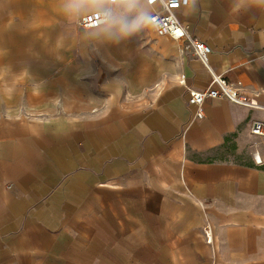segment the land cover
Wrapping results in <instances>:
<instances>
[{
    "label": "crops",
    "instance_id": "obj_1",
    "mask_svg": "<svg viewBox=\"0 0 264 264\" xmlns=\"http://www.w3.org/2000/svg\"><path fill=\"white\" fill-rule=\"evenodd\" d=\"M73 2L78 13L106 4ZM133 9L149 12L143 0ZM176 15L209 44L214 72L264 105V0H189ZM117 17L97 31L121 33ZM199 70L187 85L204 89L211 76L196 58L179 74ZM162 75L137 74L129 95ZM187 85L147 106L108 111L29 115L5 103L0 264H264V149L259 162L240 154L259 143L249 124L264 110L207 99L198 119Z\"/></svg>",
    "mask_w": 264,
    "mask_h": 264
},
{
    "label": "rangeland",
    "instance_id": "obj_2",
    "mask_svg": "<svg viewBox=\"0 0 264 264\" xmlns=\"http://www.w3.org/2000/svg\"><path fill=\"white\" fill-rule=\"evenodd\" d=\"M0 1L10 6L0 7V108L7 103L23 114L50 115L127 107L123 97L138 86L137 74H167L173 82L195 62L191 51L151 31L138 16L148 12L131 9L119 17L121 33L112 37L78 31L73 0ZM79 1L83 8L98 2ZM5 15L12 17L9 26ZM251 145L240 153L250 160L264 149V140Z\"/></svg>",
    "mask_w": 264,
    "mask_h": 264
},
{
    "label": "built area",
    "instance_id": "obj_3",
    "mask_svg": "<svg viewBox=\"0 0 264 264\" xmlns=\"http://www.w3.org/2000/svg\"><path fill=\"white\" fill-rule=\"evenodd\" d=\"M134 0H126L121 3H106L103 8L93 9L85 13L75 12V24L80 31L97 30L105 26L117 16L130 14ZM149 12L147 22L152 30L160 36H167L176 41H183L186 49L192 52L195 58L201 62L206 73L211 76L210 84L204 89L187 88V103L195 107V116L200 119L204 116L203 104L207 99L225 100L232 104L248 108L264 110V105L259 104L253 93L239 82H231L225 77L214 72L210 63L212 52L208 43L193 36L177 17L178 9L188 5L189 0H143ZM233 52L241 53V48H233ZM251 135L264 140V120L254 119L249 124ZM257 161V160H256ZM207 242H211L208 230L205 229Z\"/></svg>",
    "mask_w": 264,
    "mask_h": 264
},
{
    "label": "bare ground",
    "instance_id": "obj_4",
    "mask_svg": "<svg viewBox=\"0 0 264 264\" xmlns=\"http://www.w3.org/2000/svg\"><path fill=\"white\" fill-rule=\"evenodd\" d=\"M99 1V0H98ZM202 73V70H199L192 74L188 79L184 77V75L179 74L173 82H169L171 77L165 75L161 78L160 81L155 83L153 86L144 89L140 94L136 96L125 94L124 103L126 105H139V106H147L150 103L156 101L159 98H166L167 96L175 93L182 86L187 85L190 80L198 77ZM257 161H261L260 155L256 154Z\"/></svg>",
    "mask_w": 264,
    "mask_h": 264
},
{
    "label": "clouds",
    "instance_id": "obj_5",
    "mask_svg": "<svg viewBox=\"0 0 264 264\" xmlns=\"http://www.w3.org/2000/svg\"><path fill=\"white\" fill-rule=\"evenodd\" d=\"M103 2L105 3H121V2H126V0H103ZM195 2V0H193V3Z\"/></svg>",
    "mask_w": 264,
    "mask_h": 264
},
{
    "label": "trees",
    "instance_id": "obj_6",
    "mask_svg": "<svg viewBox=\"0 0 264 264\" xmlns=\"http://www.w3.org/2000/svg\"><path fill=\"white\" fill-rule=\"evenodd\" d=\"M260 169H263L264 170V163L260 166H258Z\"/></svg>",
    "mask_w": 264,
    "mask_h": 264
}]
</instances>
